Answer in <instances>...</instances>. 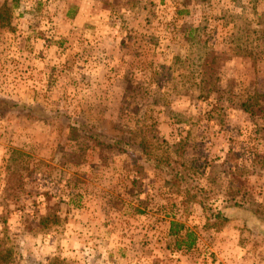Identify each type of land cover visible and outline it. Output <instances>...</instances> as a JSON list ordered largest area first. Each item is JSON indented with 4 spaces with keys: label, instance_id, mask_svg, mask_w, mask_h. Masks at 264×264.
<instances>
[{
    "label": "rangeland",
    "instance_id": "rangeland-1",
    "mask_svg": "<svg viewBox=\"0 0 264 264\" xmlns=\"http://www.w3.org/2000/svg\"><path fill=\"white\" fill-rule=\"evenodd\" d=\"M262 23L264 0H0V264H264V229L210 217L237 205L264 222ZM199 27L232 49L207 84L232 105L184 95L201 48L183 31ZM79 110L123 139L155 120L157 139L99 154L66 123Z\"/></svg>",
    "mask_w": 264,
    "mask_h": 264
},
{
    "label": "trees",
    "instance_id": "trees-1",
    "mask_svg": "<svg viewBox=\"0 0 264 264\" xmlns=\"http://www.w3.org/2000/svg\"><path fill=\"white\" fill-rule=\"evenodd\" d=\"M188 12L189 11L187 9H181L177 12V14L178 15L179 14L184 15V14H187ZM214 19H212V20H214ZM263 24L264 23H262V25ZM233 27H235V26L233 25ZM237 29H238V27H237ZM204 30H205L204 27H202V28L199 27V28H188V29H184V31H183V34L187 38V40L191 39V38L197 39V42H198L197 44L201 48V49H199V50H201L200 54L197 55V62H198L199 66L197 67V70H195V71H193V73H191V77H194V79H198L199 80L198 84L201 86H197V88L195 87L196 90H195V88H193V91H191V92H185L184 95H188L189 99L194 100V101H198V100L205 101L206 104L208 103L209 99H211L212 96L215 95L216 97L213 100L214 104L216 102L222 104L225 101H227L232 105V103H234V100H231L229 98V96L225 97L226 93L224 91L217 90V88H213V87L211 88L207 85V84L210 85V79L212 78V75H213V68L214 67L212 65H215V63L217 64V61H219V63H222L226 59V56L229 54L228 52L232 49H230V48H229V50H226V48L225 49H223V48L218 49L217 47H215L216 44L215 45L212 44V45L208 46L207 45L208 39L205 38L204 40H202L201 32ZM238 31H240V30L238 29ZM211 32L213 34L214 31H211ZM228 32H229V30H228ZM235 33L236 32H234V30H233V34L230 35L232 37V39H231L232 43L235 41L234 35L237 34V33L236 34ZM210 35H211V33H210ZM215 35L218 36L219 33L215 32ZM261 42H262L263 49H264V37L261 39ZM69 44H71V43H69ZM238 49H240V44H238ZM258 59L261 60L262 58H256V59L253 58V62L254 61L258 62ZM0 102H1L0 103V113H1L3 110V106L6 104H9V101H7L5 99H0ZM213 102H212V104H213ZM10 104H11L12 108H17L20 105L19 103H10ZM166 106H168V103H166L164 107H166ZM239 106L242 108L243 112L249 113V114H255L257 107H259V108L263 107L261 104L254 102V97L252 98L251 95H248L247 100ZM21 107H23L25 109L27 108V106L25 104H23V106H21ZM263 113H264V111H263ZM261 115H264V114H261ZM64 116H66V118H67L66 123H68L70 125H72L71 123H73L74 126L77 128H78L77 125L79 124V126L81 127V131L89 139H91L93 142L96 143V144H94L95 149H96V151H98L99 154L102 153L100 151H104L105 149L106 150L109 149L110 151L118 150V151H122V152H129V149L126 146L129 145V147H130L129 140L132 139L131 136L133 135V137H140L142 130L147 129V134L143 137H146V138L149 137V138H151V140L157 139L158 128L155 125V120L149 124H145L146 127L143 129L136 130V128H134L133 130L128 131L127 132L128 136L126 137V139H123L120 137L118 138L115 136H111L107 133L102 132L101 130H97V128L92 130L93 128H95V126L91 125V124H89V127H87V129H86V126L84 124L86 122V120L84 118L83 112L80 110L77 113L71 112V113L64 115ZM255 116H256V114H255ZM71 117H74V118H72L71 121H69ZM207 117H210V115H208ZM146 138H143L142 141L145 142ZM103 140H107L108 144L101 146L100 143ZM130 141H132V140H130ZM109 143H111V144L119 143L120 145L117 146V148L115 149V147L111 148V144H109ZM131 145H134V142ZM138 145H140L142 147V150L144 151L143 155H148V156H145L146 157L145 159L147 161L150 158V155L146 154L148 152L146 145L143 144L142 142L138 143ZM203 207H205V206H203ZM232 211L233 212L236 211L235 212L236 215L239 216L243 220V223H245L246 225L250 224L253 231L260 233V234L262 233V231L264 229L263 228L264 222H263V219L261 218L260 213L258 211L257 212L254 210L249 211V209H246L243 207H242V209H240L237 205H233V206H228V207H225V206L221 207L218 210H216L215 212H212L211 214L209 212V214H210V217L213 218L214 220H220V221L226 222L229 219H231L230 214L233 213ZM229 212H230V214H229ZM37 219H38L39 225H41L42 228L49 227V226H47V224L49 222L51 223V221H53V223L57 222V216H55V214H51V213H49V214L46 213L44 215H41ZM3 223H4V221H3ZM183 228L184 227L182 224H180L178 222L171 221L169 233L172 235H176ZM192 235L193 234L191 232H189V231L186 232L185 237L187 238V242H184V240H183L184 238H182V237L179 238L180 240L177 241V248L182 247V245H185V247H187V248H190L191 246H193L194 240L192 239Z\"/></svg>",
    "mask_w": 264,
    "mask_h": 264
}]
</instances>
